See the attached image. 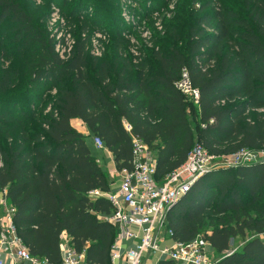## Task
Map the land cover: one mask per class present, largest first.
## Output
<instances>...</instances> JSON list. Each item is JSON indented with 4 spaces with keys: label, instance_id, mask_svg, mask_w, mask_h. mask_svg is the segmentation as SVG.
Listing matches in <instances>:
<instances>
[{
    "label": "trees",
    "instance_id": "1",
    "mask_svg": "<svg viewBox=\"0 0 264 264\" xmlns=\"http://www.w3.org/2000/svg\"><path fill=\"white\" fill-rule=\"evenodd\" d=\"M83 1L0 0V189L30 255L51 264L61 261L63 232L84 264H111L117 235L105 219L110 203L87 196L109 182L73 119L103 141L118 170L132 168V140L142 141L158 181L195 144L218 156L264 149V0H178L163 32L151 26L135 41L118 13L111 24L108 0H94L93 17L77 12ZM59 3L75 39L64 58L46 26ZM101 24L108 40L96 56L87 43ZM183 68L197 103L175 87ZM168 230L180 242L203 236L216 264H264V164L199 177L168 211Z\"/></svg>",
    "mask_w": 264,
    "mask_h": 264
},
{
    "label": "built area",
    "instance_id": "2",
    "mask_svg": "<svg viewBox=\"0 0 264 264\" xmlns=\"http://www.w3.org/2000/svg\"><path fill=\"white\" fill-rule=\"evenodd\" d=\"M61 51L64 56L70 47ZM175 87L192 102H198V89L191 85L185 68ZM125 128L130 130L129 125ZM87 136L94 149L110 153L98 136ZM254 163L264 164V149L241 148L230 155L218 156L202 144H195L184 163L158 181L152 152L142 141L133 138L132 168L116 170L120 178L118 187L94 189L87 194L92 201L107 200L113 209L105 218L117 231L110 247L111 264H143L147 255L155 256L157 262L166 257L177 264H216L218 259L211 255V245L203 236L180 242L172 238L171 230L165 231L167 213L202 175L218 168ZM0 208V264H51L31 256L22 243L14 224L15 208L7 201L6 188L0 189ZM60 259L59 264H84V253L75 251L65 232L61 235Z\"/></svg>",
    "mask_w": 264,
    "mask_h": 264
},
{
    "label": "rangeland",
    "instance_id": "3",
    "mask_svg": "<svg viewBox=\"0 0 264 264\" xmlns=\"http://www.w3.org/2000/svg\"><path fill=\"white\" fill-rule=\"evenodd\" d=\"M35 1L37 3L41 2V0ZM107 2L114 10L111 24L114 23L118 26L115 19L120 17L122 23L125 24L127 28L131 29L126 35L127 38L135 41V33H137L142 39L146 40L148 34H150V32L152 33V28L156 29L158 32H163L164 19L172 17L178 0H108ZM59 5L61 4H52L50 7V13L46 22L47 30L56 42L55 47L64 50L68 46V48L70 47L71 49L75 41L71 32L73 28L67 22L66 17L61 13ZM82 6L83 7H81L77 12H80L81 15L93 17L96 15V9L100 7V3L94 0H84ZM196 7H199L198 3L196 4ZM145 9H147V12L151 11L149 17L144 16ZM102 14L104 13H98V17L101 20L105 18ZM107 31L108 29L106 28V24L99 25L93 31L94 33H92V37L87 43V49L91 52V54L100 56L103 48L105 47V43L108 40ZM86 33L87 31H85L82 35H85ZM144 43L148 47L152 46L149 41ZM61 50L56 49L60 57L64 58ZM131 50H133V52L136 51L134 49ZM119 181L120 179L118 177L115 178L114 188L118 187ZM240 244L242 243L238 239H236L235 242L231 241L232 247Z\"/></svg>",
    "mask_w": 264,
    "mask_h": 264
},
{
    "label": "crops",
    "instance_id": "4",
    "mask_svg": "<svg viewBox=\"0 0 264 264\" xmlns=\"http://www.w3.org/2000/svg\"><path fill=\"white\" fill-rule=\"evenodd\" d=\"M72 126L79 132H81L84 135L90 134L87 127L78 119H73L71 121ZM93 147V146H92ZM93 155L99 159L100 164L103 166V168L107 172L108 182H109V189L114 188L115 186V178H119V176L116 173V165L113 159V156L111 153H103L100 152L94 148H92ZM120 179V178H119ZM67 236V235H66ZM209 250L211 255H213L212 247L209 246ZM143 264H157V259L155 256L147 255L143 259Z\"/></svg>",
    "mask_w": 264,
    "mask_h": 264
}]
</instances>
